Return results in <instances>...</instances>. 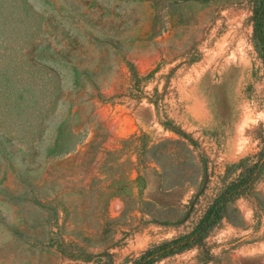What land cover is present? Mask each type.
Returning <instances> with one entry per match:
<instances>
[{
	"label": "rangeland",
	"instance_id": "rangeland-1",
	"mask_svg": "<svg viewBox=\"0 0 264 264\" xmlns=\"http://www.w3.org/2000/svg\"><path fill=\"white\" fill-rule=\"evenodd\" d=\"M228 188L152 264H264V0H0V264H132Z\"/></svg>",
	"mask_w": 264,
	"mask_h": 264
},
{
	"label": "trees",
	"instance_id": "trees-1",
	"mask_svg": "<svg viewBox=\"0 0 264 264\" xmlns=\"http://www.w3.org/2000/svg\"><path fill=\"white\" fill-rule=\"evenodd\" d=\"M232 196L233 193L230 192V189H226L223 193L218 195L216 199H214L211 205H209L191 233L150 248L132 264H152L162 256L173 254L182 248H186L190 243V239L194 241L201 240L205 235H207L210 229H212L217 224L219 221V209L221 205L224 202L230 200Z\"/></svg>",
	"mask_w": 264,
	"mask_h": 264
}]
</instances>
